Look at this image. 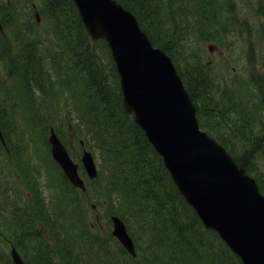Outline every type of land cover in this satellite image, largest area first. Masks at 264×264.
Returning <instances> with one entry per match:
<instances>
[{"label": "trees", "instance_id": "obj_1", "mask_svg": "<svg viewBox=\"0 0 264 264\" xmlns=\"http://www.w3.org/2000/svg\"><path fill=\"white\" fill-rule=\"evenodd\" d=\"M41 1L46 34L34 33L28 39L29 36L23 37L21 28L12 32L8 27L11 20L17 19L14 12L9 16L10 13H3L2 19L5 32L8 29L10 34L7 32L8 40L0 35V125L8 141V152L0 145V264H13L11 246L27 264H80L86 254L90 264H242L214 231L203 226L142 130L125 112L119 76L107 43L90 38L73 0ZM117 1L136 16L153 45L173 59L194 102L211 106L218 93L223 97L222 106L223 100L228 101L231 114L220 117L239 139L226 142L218 137L214 126L207 128L216 133L235 162L250 171L256 156H264V136L254 127L261 128V113L249 110L248 100L239 96L237 88L229 87L228 81L214 80L209 67L202 64L203 44L216 43L223 27L218 1ZM191 7L204 11L196 21L190 15L194 14ZM3 10L2 4L0 11ZM27 16L21 20L24 28L32 20L31 12ZM28 30L34 31L35 24ZM9 46H18L17 52ZM41 46L56 49L45 48L43 52ZM10 106L13 111L26 109L30 113L39 112V106L66 115L81 112L87 136L99 148L104 161L105 176L100 184L110 206L106 212L120 216L131 233L132 228L137 231L136 258L129 256L111 236L105 239L92 230L76 233L72 222L65 218L58 226V209L48 213L39 200V180L34 174L41 172L29 167V145L11 137L20 132L8 121ZM49 116L53 122L54 114ZM30 122L40 123L36 116ZM129 149L134 150V159L124 155V150ZM249 154L251 160H247ZM134 167L141 168L142 173L150 172L149 178H138V186L129 184V179L135 177ZM90 185L97 190L96 182ZM68 187L70 190L61 187L60 207L69 209L85 225L81 201L84 194ZM141 190L143 198L137 195ZM53 222L61 230L54 228Z\"/></svg>", "mask_w": 264, "mask_h": 264}, {"label": "water", "instance_id": "obj_2", "mask_svg": "<svg viewBox=\"0 0 264 264\" xmlns=\"http://www.w3.org/2000/svg\"><path fill=\"white\" fill-rule=\"evenodd\" d=\"M94 39L105 38L113 52L127 112L164 158L174 182L205 227L216 231L243 264H264V196L256 181L226 150L202 133L195 110L171 61L154 48L135 16L116 0H74ZM142 84L144 90L136 85ZM52 153L76 187L83 188L77 167L55 137ZM91 178L97 175L86 153ZM113 235L135 256L125 224L112 217ZM14 264H25L12 250Z\"/></svg>", "mask_w": 264, "mask_h": 264}, {"label": "rangeland", "instance_id": "obj_3", "mask_svg": "<svg viewBox=\"0 0 264 264\" xmlns=\"http://www.w3.org/2000/svg\"><path fill=\"white\" fill-rule=\"evenodd\" d=\"M29 1H32V0H10V3L8 4V2L6 0H0V5L4 4L3 6L6 7L5 8L6 12L3 10L0 13H10L12 15L13 13L10 10V6L12 3L13 4L12 9H14V11L19 16L18 19L14 20V21L11 20V23L9 26L7 25L12 32H14L18 28H21L22 30L26 31L24 26L23 27L20 26L21 20L23 19V18H21L22 17L21 6L27 5L28 6L27 10H29V8H35V6L38 9L40 7H43V3L41 0H34L33 2H29ZM200 2H203V0H200ZM249 2H251V0H248V2H245L244 7L253 5V7L255 9L254 12L257 16L254 15V17L252 19V22L255 26V32L253 30H251V33H253V35H252L253 41L255 43L259 44L260 46H239V45H237L236 41L232 38H227L225 40L224 45L220 46L219 42H223V37H221L220 34L216 40V43H217V45H219V48H217L218 50L215 53H212V54L208 53V50H207V47L209 46L208 43L203 44V46L205 48V57L202 58L204 61V63H202V64H205L206 62H212L208 65L212 74L215 77H219L221 79H227L228 82H230L232 85H233V82L231 81L232 79L230 80V78H229L230 75H232V74L237 75L238 72H239V75H241L240 71L246 72V76H250V77H248L249 79L254 77L257 81L264 83L260 80V79L264 80V74H263V72H264V68H263V66H264V45L261 46L264 43V34L262 33V28L259 25L261 22V24L264 26V23H263L264 19L262 18V15L260 14L262 12V5L264 6V0L263 1L262 0H252V3H249ZM192 6H196V4L193 3ZM191 9H192L194 14L191 13L190 15H192V19L194 21H196L198 19L199 15H202L201 13H204L203 10H201L199 12V11H196V8L191 7ZM258 9H261V10H260V12L256 13V11ZM187 11L188 10L186 9V12ZM252 16H253V14H252ZM30 18H32V21H35V22L37 20H39V15H38L37 10H34V9L31 10ZM10 19H11V17H10ZM28 25L30 27H32L31 22ZM44 30L45 29H44L43 24L39 23L35 26V30L31 32V36H33L34 33H42ZM243 32L248 34V32L245 30H243ZM45 34H46V32H45ZM26 36H27V34H26ZM31 36H29V37H31ZM250 47L253 49V54L248 53V50L250 49ZM41 51L46 52L45 49L41 50ZM220 53H222V55H223V56L222 55L220 56L221 60L219 59ZM246 58H249V60H252L253 63H256V62L257 63L252 65V66H246V65H244L246 63ZM222 63L228 64V67L223 68ZM232 68H235L236 71L232 72ZM242 81L243 80H241L240 82H242ZM237 82H239V81H237ZM242 90H243L242 92H244V94L247 93L245 89H242ZM263 91H264V89H263ZM258 106H259L258 110L261 113L260 117L262 118L263 122H262V124H259L261 126V128L259 126L258 127L254 126V127L258 129L261 136H264V104H259ZM11 108H12V106H10V109H9V113H8V117H7L8 121L13 128L15 126L16 129L20 132L19 135H17L16 133L11 134V137L13 139L17 140L18 142H20L21 144H28L30 141L33 140V142H35V144H36V147H34L35 150L38 152V154L40 156H46L48 164L52 169V173L56 172V174H58L56 168L53 165L51 166L50 161L48 160V157H47V154L49 153L48 147L47 148L43 147L44 142H47L48 138L50 136V130H49L48 123L46 121L41 120L39 118L38 112H36V111L33 113L28 112L26 109H20V110L18 109V111H13V110H11ZM35 116L37 117V119L40 122L39 130H33V129L26 130L25 127L28 125V123H30V121ZM8 130H9V128H8ZM10 130H11V128H10ZM235 138H236V135H234V136L232 135L229 137V140H233ZM226 139L228 140V137ZM70 141H71V144L69 147L72 150V154L74 152L76 153V155L73 154V156L76 159V162L79 163L80 162L79 155H78L79 148H80L79 143L80 142L84 143V141H87V139H86V137L82 136L81 138H78V139H75V138L71 139L70 138ZM234 144H236V143H234ZM262 145H264V142L262 143ZM249 149H250L249 147L246 148L247 153H248ZM132 150H130V149L124 150L123 153L125 156L130 155L132 157V159H134L133 158L134 154H133ZM80 156H81V154H80ZM98 157H99L98 160L101 161L99 154H98ZM250 158H251V155L249 154L247 160H251ZM46 163L47 162L45 161L43 164H46ZM130 167L133 168V166H130ZM140 170H141V168H140ZM140 170L137 168L134 169L135 177L132 176L129 179L130 185L137 183V186H138V178L147 177L150 173L149 171L142 173ZM250 171H252V175L256 179L259 180L262 191L264 192V156L263 155H260V153H259V155L256 156V158L253 160V165L250 166ZM14 173L16 174V176L18 175L16 168L14 169ZM128 175H130V174H128ZM104 176H105V174H104ZM147 178H149V177H147ZM43 191H44L46 198L48 199L52 189L49 192L46 185H44ZM142 192H143V190H141L137 193V195L139 194V197H141V198H143ZM99 200H100V196L97 197V201H99ZM57 209H58L57 213H56L57 216L58 215L60 217L62 216V218H60L58 220V224L62 225L63 219L65 218L66 220H69L72 222L73 228H74L76 233L81 231V230H88L87 226H89V222H90V224H92L94 221V218L92 219V216L94 215V217H95L98 213L96 209H91L90 210V219L88 217H86V219H84V221H83V223L85 225H83V224H80L79 220L75 217L74 214L69 212V209H66V208L63 209L62 207H60V205L57 207ZM100 212H102V211H100ZM104 218L105 217H103L102 220H100V221L96 219L97 222L99 223V225L104 223ZM107 218L108 217H106V219ZM52 226L54 228H56L57 230H61V228L57 227L54 222H53ZM132 231L137 235V231L135 229L132 228ZM96 233L94 232V234L95 235L98 234L99 237L109 239V238H107V235L104 233H97V234ZM87 235L90 236V233H87ZM76 239L79 240L80 242L82 241V239H80L79 237H76ZM108 248H110V247H108ZM110 249L113 251V248H110Z\"/></svg>", "mask_w": 264, "mask_h": 264}, {"label": "bare ground", "instance_id": "obj_4", "mask_svg": "<svg viewBox=\"0 0 264 264\" xmlns=\"http://www.w3.org/2000/svg\"><path fill=\"white\" fill-rule=\"evenodd\" d=\"M41 45V44H40ZM37 47V46H36ZM109 48H110V46H108ZM40 50H42L41 48H39ZM202 85V84H201ZM136 88L138 89V90H144V88H143V86H142V84H138V85H136Z\"/></svg>", "mask_w": 264, "mask_h": 264}]
</instances>
